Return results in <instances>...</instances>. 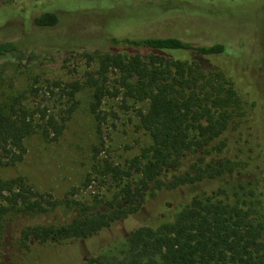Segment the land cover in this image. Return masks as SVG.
I'll return each instance as SVG.
<instances>
[{
  "label": "trees",
  "instance_id": "1",
  "mask_svg": "<svg viewBox=\"0 0 264 264\" xmlns=\"http://www.w3.org/2000/svg\"><path fill=\"white\" fill-rule=\"evenodd\" d=\"M6 1L0 0V6ZM242 2L222 0L223 8L211 14L226 42L234 38L228 28L259 24V17L236 16L227 9ZM59 20L52 10L33 18L39 27ZM162 28L164 34L157 36L113 37L107 48L85 43L61 50L64 56L81 53L98 63L96 76L89 72L86 79L93 88L90 109L98 132L104 118L102 98L119 91L107 88L111 69L119 71L124 95L147 102L139 119L151 143L126 168L97 158L102 144L94 146L85 185L91 174L100 183L112 179L118 191L111 199L87 203L66 194L58 198L34 187L24 175H4L24 159L29 137L51 142L62 135L80 82L47 81L43 91L57 89L64 98L58 106L32 99L39 95L34 86L0 97V264H264L260 39L252 46L238 45L241 52L229 69L212 60L227 51L224 41L206 42L195 12L186 7L172 11ZM120 43L127 52L119 50ZM32 55L31 47L0 40V59ZM178 188L185 197L169 220L131 228L117 254L96 245L101 231L144 207L153 213L168 210L169 203L156 202V196ZM82 246L88 252L82 254ZM46 248L54 251L48 254Z\"/></svg>",
  "mask_w": 264,
  "mask_h": 264
},
{
  "label": "rangeland",
  "instance_id": "2",
  "mask_svg": "<svg viewBox=\"0 0 264 264\" xmlns=\"http://www.w3.org/2000/svg\"><path fill=\"white\" fill-rule=\"evenodd\" d=\"M201 1L7 0L1 4L0 40L16 41L26 50L31 47L33 55L28 59H0V97H12L34 86L39 88V95L32 96V99L58 106V103H64V98L59 97L57 89L53 93L44 92L47 81H78L82 85L75 94L77 104L65 123L62 135L51 142H42L36 135L29 137L24 159L15 167L6 169L4 175H24L34 187L48 191L58 198L66 194L87 203H94L96 198L111 199L118 191L112 179L107 178L100 183L91 174L90 181L85 185L86 175L91 171L94 146L102 144V151L97 158L107 157L126 168L128 161L151 143L150 136L141 127L139 119V112L145 109L147 102L124 95V88L119 82V71L111 69L106 79L107 88L117 87L119 91L116 95L106 94L102 98L99 109L104 118L98 132L97 121L90 109L93 88L86 83L89 72L96 76L98 63L88 60L81 53L64 56L61 50L72 44L85 43L107 48L112 45L113 37L164 34L162 27L170 13L181 12L186 7L195 12L197 21L205 31L206 42L224 41L227 51L212 57L215 63L233 68L237 54L241 52L236 47L242 44L252 46L259 39V50L264 54V0H242V3H234L231 9L227 7L236 16L250 15L252 18H260L257 19L258 26L254 28H228L227 33L234 38L227 42L220 38L215 30V21L211 18L214 11L223 8L222 0ZM202 4L206 6L205 10ZM45 10L59 13L60 20L56 25L39 27L34 24V16ZM118 47L119 50L127 52L123 43ZM61 107L64 108V105ZM184 197L183 188L160 191L156 202H168V210L153 213L152 208L144 207L136 215L120 219L101 231L94 239L96 245L117 254L123 248L131 228L140 223L169 220L172 211L176 210ZM86 247L79 248L82 254L88 252ZM46 250L48 254L54 251L51 248ZM77 260L75 259L76 262ZM68 262L69 260H65V263L59 264Z\"/></svg>",
  "mask_w": 264,
  "mask_h": 264
}]
</instances>
